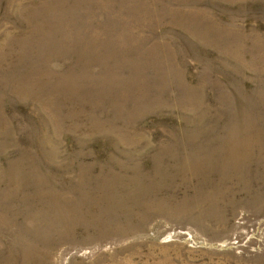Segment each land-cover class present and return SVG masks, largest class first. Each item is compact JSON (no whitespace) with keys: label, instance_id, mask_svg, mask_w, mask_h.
I'll return each instance as SVG.
<instances>
[{"label":"rangeland","instance_id":"374dc122","mask_svg":"<svg viewBox=\"0 0 264 264\" xmlns=\"http://www.w3.org/2000/svg\"><path fill=\"white\" fill-rule=\"evenodd\" d=\"M0 264H264V0H0Z\"/></svg>","mask_w":264,"mask_h":264}]
</instances>
